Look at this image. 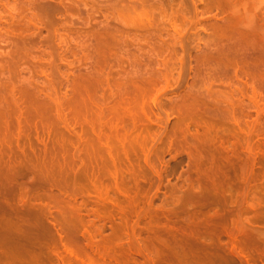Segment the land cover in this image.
<instances>
[{
	"label": "bare ground",
	"instance_id": "1",
	"mask_svg": "<svg viewBox=\"0 0 264 264\" xmlns=\"http://www.w3.org/2000/svg\"><path fill=\"white\" fill-rule=\"evenodd\" d=\"M245 15V21L242 20L244 22L237 19L238 22H242L239 23L241 26L237 23L241 28L240 32L226 37L229 44H225V49L221 48L220 55L227 57L226 62L231 61L232 64L231 62L229 64L233 68L235 66L236 70L239 69L240 77L246 86L252 89V94L255 97H262V91H264L263 27L257 24L256 14L245 13ZM147 21L148 26L153 28L152 20L147 18L146 23ZM162 40H160L162 43L155 41L152 37L147 40L150 54L147 56L150 59L147 60L144 73L136 69L127 82H116L117 92H113L116 89L111 92L116 95L113 102H106V98L101 101V96L99 100L96 97V93L99 92H96L98 87L96 84L106 77L105 71L103 72L105 69L100 66L101 61L95 68L77 78L78 82L73 91L71 90L72 97L69 100H67L68 97L65 101L57 100V98L55 100L54 97H52L53 100H40L36 97L32 99L27 90L23 91L25 95L24 98L21 96L23 100H19L20 102L16 99L15 102L14 100L9 102L7 96L6 100L0 98V264H43L42 260L46 255L44 250L50 249L51 246L55 247L56 244H60L65 252L64 259L60 258L61 262L70 260L65 264H131L132 256L137 255L141 258L144 255L146 257L149 255L150 258L153 256L151 260H148L152 261L151 264H236V259L241 264H257L263 261L264 200L260 199L258 205L256 204L258 201L251 200V202L245 190L237 185L236 179L239 177L238 172L242 169L237 165L239 146L247 152L252 151L251 153L259 150L260 146L256 149L257 146L254 145L253 140L245 141V138L243 141L246 144L243 146L241 141L231 142V137H228L223 143L226 141L229 143L234 155L226 163L217 159L211 150L216 142L213 134L218 127L228 123L241 127L243 118L236 117L235 108L226 112L219 111V113L214 110L216 114L205 113L203 112L204 101V104L202 101L201 104L196 97H192L193 100L191 97H186L187 95L182 96L184 100L179 101L181 104L177 106L181 116L179 119H182L177 122L173 134L180 137V134L188 132V135L191 130H187L191 124L192 127L196 122L203 124V126L198 123L195 125L197 128L195 131L199 132V135L200 132L202 134L196 141L197 145H194L195 151L199 150L198 156L203 158L199 157L200 160L198 159L195 165L192 164L193 169L191 168L190 175L187 174L189 177L187 176L185 181H188L185 183L187 185L193 183V189L197 185L200 193H189L186 197L183 196V199L178 198L180 200L174 198L177 195L173 198L168 196L169 202L164 200L167 204L170 201L174 204L179 202L176 206L171 205L176 207L175 210L167 208L174 211L172 210V213L170 211V214L166 213L165 217H162L164 213L161 212V218L166 219H164V225L159 223L162 225L159 226L152 219L149 226L150 222L147 221L149 218L156 215L155 218L158 220L155 219V221L161 222L162 219L159 215L157 217V213L160 214V212L151 213L152 204L147 207V202H144L154 184H150L152 185L150 190L141 188V182L146 181L147 172L145 173L144 167L139 163L138 165L134 159L141 157L140 153H142L143 156L145 155L147 164L150 153L147 154L146 150L151 141L148 138L147 129L148 126L159 124L161 121L158 118L159 121L156 123L152 120L153 114L148 116L150 109L147 106V98L152 97V94L155 96L154 92L161 90L157 89L159 85L165 80L166 83L168 81L169 76L167 73L163 74L160 68L161 66L170 67L171 61H166L170 62L168 65L165 62V65H162L160 58L155 65L157 67L154 66L156 63L154 57L164 52L165 42ZM210 54H205L207 56H204L199 69H196L197 76L205 78V81L208 79L207 82L212 73L208 68L213 60L210 59ZM172 56L174 54L169 57L173 58ZM110 76V74L107 75L106 79L110 80ZM114 95L111 96L114 97ZM156 97L159 96L156 95ZM158 100L160 99L153 100L156 108L161 105L160 103L158 105ZM193 120L195 123L187 124L188 121ZM258 122L259 120L251 122L249 130L257 132L258 134H255L260 138L261 130L264 129L260 130L259 126L262 122ZM240 130L243 129L240 128ZM245 131L243 133H246ZM248 134L252 135L251 132ZM170 137L175 138L173 135ZM179 137L176 139L180 140ZM250 138L252 139L251 136L248 139ZM179 140H176L178 142L171 140L170 146L175 145L173 141L180 146L181 140ZM207 144L213 145L207 147ZM160 157L161 155L158 157L159 161ZM125 160L128 166H125ZM248 165L245 166L246 169L250 166ZM154 167L157 174L159 171L157 167ZM110 177L114 178L115 182L110 184L111 187L113 183L115 185L112 188L115 190L110 187V192L115 191L117 195L114 199H111L114 195L112 197H110L111 194L109 195V186L107 188L112 181ZM189 178L192 183L188 180ZM106 180L111 181L106 183L105 187ZM88 184L94 187V191L90 189L93 187L89 190L94 192V196L98 194L97 202L101 203L106 210L111 207L115 211L116 208L117 213L114 212V215H117L116 218L114 215L108 216L107 211L100 204L90 208L91 200L88 201L89 204L87 201L78 202L80 193L90 192L85 188L86 185L89 186ZM193 189L190 190L193 192ZM241 189L244 190L243 194ZM96 190L98 193H95ZM118 194L119 197L122 195L129 198H126L129 200L127 206H121L123 202L119 201ZM106 204H111L113 207H106ZM163 204L157 210H162ZM164 208L163 210H166V203ZM257 209L262 212L260 211V214L257 212L256 216L250 217L252 210L257 211ZM150 214L155 215L150 216ZM143 221H147L144 227L141 226ZM89 225L93 226H90L94 229L93 232L86 229ZM108 229L110 233L106 234ZM146 233L148 237L142 238V235ZM124 238L127 240L128 252L122 254L117 248L121 246L120 243ZM46 258L51 264H56L49 255Z\"/></svg>",
	"mask_w": 264,
	"mask_h": 264
},
{
	"label": "rangeland",
	"instance_id": "2",
	"mask_svg": "<svg viewBox=\"0 0 264 264\" xmlns=\"http://www.w3.org/2000/svg\"><path fill=\"white\" fill-rule=\"evenodd\" d=\"M245 13L256 14L257 24L259 23L258 25L263 27L262 31L264 32V0H0V72L3 73V71H5L3 74L0 73V98L6 100L7 96L9 102L10 100H14L15 102V99L22 101L23 99H21V96L23 97L25 95L23 91L27 90L30 96L28 93L27 95L32 99L36 97L40 98V100H53L52 97H54L55 100L57 98V100L65 101L68 97L67 100H69L70 97H72L73 88L78 82L77 78L81 74L95 68L96 64L101 61L100 66L105 69L103 70V72L105 71L104 75L107 77V75L110 74L111 76L109 77L110 80H107L103 75L105 77H103L104 80L106 79L105 82H103L104 80L99 82L101 84L103 83V85L99 83L96 84L98 85V87H96V92L99 91L96 93V97L98 100L102 97V99H100L101 101L106 98V102H113L116 95L111 92L115 89L116 90L113 92H117V88L115 87L116 82H127L136 69H140L138 71L140 72L142 70L141 72L144 73L147 60L150 59V57H148L150 54L148 53L147 40L151 37L155 39V41L163 39L162 41L165 42L164 44L167 46H164V52L159 53V55H156L158 54L156 53V56L154 55V62L156 61L154 66L157 65V60L160 58V61H162L160 63H163L162 65H165V63L168 65L170 62L166 61H171L170 67H165V69L164 66H161L162 68H160L163 74L167 73L169 77L171 75V78L166 76L168 77L167 83L165 82L166 80L162 82L159 85L160 87L157 88L161 90L155 91V96L152 94V97H148V103H146L150 109V114H148V116L153 114V116L151 115L153 121L158 123L160 119L163 123H166H164L166 126L161 123V121H159L160 126L159 124L148 126L149 130L145 126V129L148 131V138L151 140L146 150L147 154L150 153L149 160L147 158L149 163H145V155L143 156L142 153H140V158L137 157V159H134L137 164L139 163L144 167L145 173L147 172L145 174L147 175L146 181L141 182V188L143 190H150L152 188L148 191L150 192V194H148L149 199L145 198L144 202H147V207L152 204V207L150 206L151 209L149 208L151 213L160 212V214L157 213V217L159 215V218L162 219L161 222H158V218H155L156 215L150 214V216L155 215V217L149 218L147 220L148 223L152 219H154L153 221L155 224L165 223L166 219L161 218L162 213L165 214H163L164 216L162 215V217H165L167 215L166 213L170 211L172 213L173 209H169L174 208L175 210L176 207L174 206L179 203L175 202L176 204H174L170 201V203L167 204L165 201L170 200V197L173 198L177 195L174 197L175 199H183V196L186 197L189 193H200L197 185L195 186L196 189H193L194 185H192L193 183L190 178L188 180H190L192 184H185L188 182L185 181L193 169L192 164L194 163L193 165H195V162L200 160L199 157L203 158L200 155L198 156V154H200L197 153L199 150L196 152L194 149V145L198 143L196 141L202 134V132H200L201 134L199 135V132L195 131L197 129L195 125L198 122L193 125L194 129L190 123L194 122V120L187 122V124H191L190 126L188 125L190 128L187 131H192H190L188 135V132H184L186 134H180V137L179 135L175 136V134H173L176 130L177 122L182 119H179L181 116L177 109L179 107L177 106H180V102H183L182 99L184 100V98H182V96L184 97L186 95V97L189 98H198L195 99L199 100L200 103L204 101L205 105H203V112L205 113L216 114L215 111L218 113L219 111L226 112L235 108L236 117L238 119L243 118L241 127L235 126L233 123L218 127L213 134L216 140V142H214V147L212 146L213 144H207V147L211 145V150L214 155L217 156V159L226 163L228 159L233 157L234 153L227 141L223 143L224 139L231 137V142L238 143L241 141L240 143L245 146L246 142L243 141L245 138V141L253 140L254 145L256 144L257 146L256 149L260 146V149L255 150L253 153H251L252 151L247 152L239 146L237 152V156H239L237 165L242 169L245 168V171L241 169L238 172L239 177L237 176L238 178H236L238 182L237 185L245 190V194L249 197V200L258 201V203L255 202L258 205L260 199L262 201L264 200V130H261L264 129V91H262V97H255L254 94H252L253 92H251L252 89L247 87L244 80L240 77L239 69L236 70L237 68H235L234 65L233 68L232 65L229 64L231 61L228 60V62H226L227 57L220 55L221 50L223 48L225 49V44H229L226 37L229 34L236 35L240 32L241 28H239L238 24L245 21ZM147 18L152 20L154 25L153 28L148 26V21L146 23ZM249 18H251V16ZM237 19L244 21L238 22ZM234 23H236L238 27ZM176 29H179V31ZM160 36L162 37L159 38ZM175 44L177 45L175 46ZM227 46L228 45H226V47ZM173 54V58H170ZM205 54H210V59H213L209 63L211 67L208 65V68L211 69L213 73H211L208 82V79L205 81V78H199V76H197L200 63L202 59L207 56ZM220 57L223 58L221 59ZM17 58H19V60ZM181 59L182 61H180ZM172 60H174V62ZM102 67L101 69H103ZM174 73L175 75L173 76ZM173 78L176 79H174V82ZM173 83H175L176 86ZM163 85H165L166 88ZM99 88L101 89L99 90ZM2 90L4 92H1ZM69 90L72 91L70 92ZM163 90L165 93H162L164 92ZM20 92H22V94ZM2 93L6 95H2ZM164 94L165 96H163ZM111 95H114V97ZM156 95L159 97H156ZM99 96L101 97L99 98ZM158 98L160 100H158L157 103L158 105L160 103L162 106L159 105L156 108L153 100ZM176 103L178 105H176ZM206 105L208 106L206 107ZM227 107L230 109L228 110ZM162 118L164 120H162ZM258 120L260 123L262 122L259 126L262 131L260 138H258V133L252 130L253 128L251 129L252 131L249 130V126L252 124L251 122ZM147 124L149 125V123ZM185 126L187 125L185 124ZM200 126H203V124ZM240 128L243 130H240ZM61 129L63 130V128ZM61 129L60 131L62 132ZM244 130H246V133H243ZM78 131H80V128H78ZM249 131L252 133V135L250 134L252 139H248L250 137L248 134L250 133ZM63 133H65L64 130ZM172 135L175 138L171 139L170 136ZM178 137L181 141L176 139ZM173 139L175 142L179 140L181 143L180 146L178 145L179 143L176 145L174 141L173 143L176 146H170L172 144L171 140ZM157 155L158 157L161 155L160 161ZM249 159L250 161H248ZM246 164L250 165H248L249 167H247V169L245 167L247 166ZM126 165L128 166L127 162L125 166ZM153 167H157L159 171L157 174ZM196 177L194 178L196 179ZM110 179L112 181L106 180L104 184L106 187L109 181H111L109 185H107V188L109 186V195L111 194L110 197L114 195L113 198H111L114 199V197L117 196L114 193L115 191H112L115 190V188L112 189L115 182L113 180L114 178L110 177ZM112 182L114 183L111 187L110 184H112ZM151 183L154 184V187H151L152 185L150 186ZM88 185L89 186L86 185L85 188L90 192L84 191L80 193L78 202L87 201V204H89L90 202L88 203V201L91 200L90 206L88 205L90 208L97 206V204L102 205L97 202L98 199L96 196H98V194L94 196L95 194L92 192L94 191V187L90 184ZM90 187H93V189ZM110 187L112 189L111 192ZM190 187L193 189V192L190 190ZM89 188L92 191L89 190ZM185 189L186 192L184 191ZM243 189H241L242 194L244 192ZM187 190H189L188 193ZM196 191H198V193ZM96 192L97 190L95 193ZM93 196L95 198H93ZM118 198H120V202H123L121 206L125 207L128 205L127 202L129 200L127 199L129 198L123 197L122 195L119 197V194ZM164 202L166 203V210H163L165 209ZM161 204L164 205L163 209L157 210L158 207L162 206ZM173 204L174 206H171ZM169 205L171 207H169ZM107 206L110 207L112 205L106 204V207ZM102 207L104 206L102 205ZM112 209L113 208L110 207L109 210H106L104 207V210L107 211H105L106 214L110 217L114 215V212L117 213L116 208L114 209L115 211ZM259 209H257V211L252 210V213L250 211L249 213L251 214L248 213L249 216L251 217V215H253L252 217H254L255 213L262 212V210ZM115 216L117 217V215H114V217ZM155 219L157 220L155 221ZM147 221H143L144 223L141 222V226L144 227ZM151 223L152 222H150L149 226ZM164 223L162 225H164ZM131 224L133 223L131 222ZM162 225L159 224V226ZM90 226L91 225H89L88 228L86 227V229L93 232L94 229L91 228L93 226ZM109 233L110 231L108 229L106 234ZM151 235L153 236V234ZM146 237H148L147 233L142 235V238ZM126 241L127 240L124 238L120 243L121 246L117 248L118 252L122 254L128 252ZM56 245H54L55 247L51 246L50 249L44 250L46 255L42 260L43 264H51L46 258L48 255L54 259L56 264H65L70 261H67L68 259L65 257L67 260L61 262L60 258L65 256V252L60 244L58 246ZM152 258L153 256L150 258L149 255L147 257L144 255L142 258L138 255L132 256L131 264H151L152 261L148 260ZM236 260V264H241L238 259ZM257 264H264V259Z\"/></svg>",
	"mask_w": 264,
	"mask_h": 264
}]
</instances>
